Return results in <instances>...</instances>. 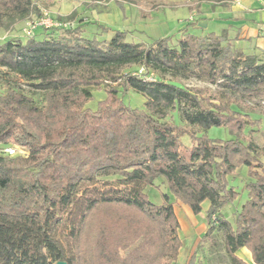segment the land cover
Returning a JSON list of instances; mask_svg holds the SVG:
<instances>
[{
	"label": "trees",
	"instance_id": "1",
	"mask_svg": "<svg viewBox=\"0 0 264 264\" xmlns=\"http://www.w3.org/2000/svg\"><path fill=\"white\" fill-rule=\"evenodd\" d=\"M40 1L0 0V30L40 19ZM85 27L38 28L0 44V264H174L182 246L174 203L204 213L201 240L221 233L234 264H247L237 256L243 249L264 264V141L245 133L257 125L250 112L264 116V59L235 48L226 33L197 36L185 27L176 45L171 37L144 44L127 42L125 31L86 37ZM130 66L139 73L124 72ZM165 75L215 88H186ZM129 88L144 97L141 110L124 104ZM94 90L106 98L93 111L86 104ZM211 127L234 138L210 139ZM14 145L26 155L3 152ZM242 166L247 201L230 222L222 210L238 193L227 177ZM158 179L169 194L154 205L144 192L159 188ZM115 208L133 219L119 220L120 231L101 221L96 252L81 259L87 222ZM187 264H197L195 252Z\"/></svg>",
	"mask_w": 264,
	"mask_h": 264
},
{
	"label": "rangeland",
	"instance_id": "2",
	"mask_svg": "<svg viewBox=\"0 0 264 264\" xmlns=\"http://www.w3.org/2000/svg\"><path fill=\"white\" fill-rule=\"evenodd\" d=\"M218 1L219 0H42L39 2L38 6L40 7L42 15H47L57 23H64L72 28L85 23L86 27L83 33L86 37H96L99 40H103L109 39L113 32L125 31L127 32V42L150 44L153 40L171 37V43L176 45L177 40H179L181 36L179 31L185 27L188 33L197 36L206 34L205 31L194 28L193 25H196V22L201 21L200 19L202 18L208 19L209 16L205 14L212 13L213 11L211 10ZM202 13H205V16L202 15ZM27 22L18 24L11 33H5L3 30H0V44L7 41L10 37L16 36L22 41H25L24 35L26 34L24 33V28ZM215 23L216 22L213 20L209 21V30H212ZM97 26L104 27L107 31H99ZM124 72L136 74L139 73V70L135 66H130L125 69ZM163 79L186 88H215L210 85V83L198 81L194 78L180 79L165 75ZM5 80L4 77H0V92L3 90ZM108 83L113 85L110 82ZM17 85L25 91H33V89L26 85L21 79H18ZM105 98L106 94L104 90H94L93 97L86 104V107L94 111L98 103ZM144 100L143 96L130 88L123 97L124 104L131 109L141 110ZM249 115L252 120L257 121V125L247 128L245 133L251 135L254 143L260 146L264 141L262 136V134H264V116L260 115L258 112H250ZM171 119L175 123L182 121L181 116L177 113L171 116ZM205 134L210 139L223 141L234 138L233 134L228 129L221 127H211ZM182 143L186 147L189 146L190 141L188 137L185 136L182 139ZM8 148L14 151L13 154H9L11 158L16 155L24 156L27 153L26 150L17 145ZM249 180L250 178L247 175L246 166L240 167L233 175L227 177L228 186L232 187L238 193L236 199L227 204L222 210L224 218L230 222H233V217L241 210L242 206L247 201V192L244 185ZM161 181L162 179L156 181L158 185H160L159 188L148 187L144 192L148 200L154 205H160L162 203V194H169L166 185L160 184ZM203 207H206V204H204ZM173 208L178 220L181 222L178 235L183 242L184 248L181 257L177 259L174 264H185L188 254L186 252L193 244H196V246H194V252L197 256V264H234L225 251L221 233H213L214 243L209 240H201L207 229L203 212L194 215L189 208L180 203H174ZM133 215V213L119 208L112 209L107 213H103V211L97 212V214L92 216L87 222L85 233L81 239V248L78 252L79 257L85 259L87 250L93 254L96 252L93 251L94 244L91 239L94 234H96L98 230L97 226L101 221H109L114 228L120 231L119 227L122 225L119 223V220L131 222ZM139 221L138 223L142 227L146 226L143 220L139 219ZM68 234L69 232L67 229H62L59 234V239L65 249L68 248ZM195 238H198L197 241ZM239 252L237 256L241 260L247 264H253L251 255L247 250ZM119 255L123 258L126 252L120 250Z\"/></svg>",
	"mask_w": 264,
	"mask_h": 264
},
{
	"label": "crops",
	"instance_id": "3",
	"mask_svg": "<svg viewBox=\"0 0 264 264\" xmlns=\"http://www.w3.org/2000/svg\"><path fill=\"white\" fill-rule=\"evenodd\" d=\"M211 11L213 12L209 14L202 13L209 18L200 19L201 21L196 22L194 28L201 29L206 33H226L235 48L240 49L246 55H256L264 59V0H219ZM212 20L216 23L212 30H209V21ZM178 223L180 229V220ZM195 239L197 241L198 238ZM181 243L177 259L181 257L184 249L182 240ZM194 246L196 244L188 248L185 264L194 253Z\"/></svg>",
	"mask_w": 264,
	"mask_h": 264
},
{
	"label": "built area",
	"instance_id": "4",
	"mask_svg": "<svg viewBox=\"0 0 264 264\" xmlns=\"http://www.w3.org/2000/svg\"><path fill=\"white\" fill-rule=\"evenodd\" d=\"M53 27H69V25L64 24V23H57L51 18H49L47 15L43 14L42 17L38 20H33L27 22L25 28H24V33L26 35H31L36 29L38 28H53ZM141 72V71H140ZM149 80H152V76L149 78ZM5 154H13L14 151L12 149L6 148L3 150Z\"/></svg>",
	"mask_w": 264,
	"mask_h": 264
},
{
	"label": "water",
	"instance_id": "5",
	"mask_svg": "<svg viewBox=\"0 0 264 264\" xmlns=\"http://www.w3.org/2000/svg\"><path fill=\"white\" fill-rule=\"evenodd\" d=\"M56 264H66L65 262H61V261H59V262H57Z\"/></svg>",
	"mask_w": 264,
	"mask_h": 264
}]
</instances>
